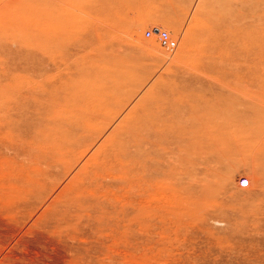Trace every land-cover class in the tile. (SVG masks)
I'll use <instances>...</instances> for the list:
<instances>
[{
	"label": "rangeland",
	"instance_id": "1",
	"mask_svg": "<svg viewBox=\"0 0 264 264\" xmlns=\"http://www.w3.org/2000/svg\"><path fill=\"white\" fill-rule=\"evenodd\" d=\"M141 2L0 0V264H264V0Z\"/></svg>",
	"mask_w": 264,
	"mask_h": 264
},
{
	"label": "bare ground",
	"instance_id": "2",
	"mask_svg": "<svg viewBox=\"0 0 264 264\" xmlns=\"http://www.w3.org/2000/svg\"><path fill=\"white\" fill-rule=\"evenodd\" d=\"M130 2H132V3L133 2H140V3H142L141 0H101V5L98 8V10H96V12H97L98 15H100V14L103 13L102 15H105L108 18H110L112 16V14H113V13L110 12V10L111 11L116 10L117 7L119 8L121 6H126ZM86 8H87V10H90L91 9V7L88 8L87 6H86Z\"/></svg>",
	"mask_w": 264,
	"mask_h": 264
},
{
	"label": "built area",
	"instance_id": "3",
	"mask_svg": "<svg viewBox=\"0 0 264 264\" xmlns=\"http://www.w3.org/2000/svg\"><path fill=\"white\" fill-rule=\"evenodd\" d=\"M154 33L159 36L162 40H164L166 44L170 45L171 39L167 31L158 28L154 30Z\"/></svg>",
	"mask_w": 264,
	"mask_h": 264
}]
</instances>
